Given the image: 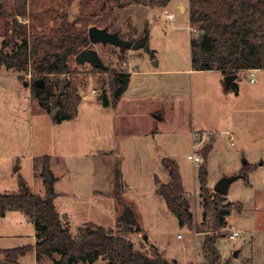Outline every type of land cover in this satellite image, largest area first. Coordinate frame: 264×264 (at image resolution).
<instances>
[{
    "label": "rangeland",
    "instance_id": "rangeland-1",
    "mask_svg": "<svg viewBox=\"0 0 264 264\" xmlns=\"http://www.w3.org/2000/svg\"><path fill=\"white\" fill-rule=\"evenodd\" d=\"M62 1L55 0L60 12H69L71 19L80 16L81 0H73L67 8ZM44 2L51 3V0H39L41 4ZM176 3L189 6V0H172L165 9L137 5L116 9L112 14L110 32L121 29V36L126 40L147 37L149 50L145 47L138 50L120 48L111 42L94 47L99 61L110 70L137 72L129 96L119 111L104 107L99 100L101 79L105 74L89 62L73 64L76 73L70 75V80L78 84L79 94L84 99L79 117L62 123L54 122V116L59 112L57 108L51 107L47 111L38 99L33 98L31 71L25 72L23 80H19L15 77L17 72L1 69L0 194L18 193L21 175L34 194L43 196L40 157L49 154L54 175L58 178L55 205L71 234L79 237L85 230L101 226L114 235H126L135 249L149 255L153 254L151 247L155 246L170 261L203 264L206 233L193 240L196 231L181 227L178 216L157 193L158 179L165 183V175L170 176L160 161L161 156H166L178 164L186 192L193 196L189 201L192 213L200 220L203 203L199 196L198 172L203 158L197 163L188 156L197 154L203 145L199 141L193 145L190 132L192 128H205L215 123L217 120H208L216 115L219 118L214 127L222 132L225 126L222 113L208 110L209 103L217 106V73L191 70L190 38L199 32L191 31L189 8L188 14H182L184 12L176 8ZM14 4L15 0H0V50L6 38V22L10 21L8 14ZM171 13L175 17L168 20L166 15ZM19 19L29 23L28 18L20 16ZM52 24L48 23L45 28L48 32ZM146 24L149 34H146ZM254 75L256 83L252 84L248 71L238 73L236 84H239L242 96L254 106H249L245 114H234L230 119L233 126L241 124L247 136L242 129L231 144L229 135L217 136L215 153L207 160V179L213 185L233 174L238 164L248 162L258 168L250 182L240 178L230 185V198L243 203L235 205L244 206L246 211L244 215L234 211L216 242L221 261L229 264H253L252 258L254 264H264V166L259 168L260 162L264 161V70ZM255 90L261 93L257 99L259 104L252 101V96L256 99ZM136 102L142 111H150L139 116V120L132 108ZM122 113L124 117H121ZM160 114L167 116L164 125H160ZM149 118H155L152 126L158 133L155 141L153 134L140 136V132L149 127ZM5 213L0 212V249L32 244L35 235L38 241V234L34 235L35 224L30 218L20 212ZM125 215L134 219L132 233L123 232ZM197 224L201 230H207L212 220L205 226ZM233 231L240 235L230 239ZM146 236L152 237L151 240L145 239ZM58 259V254L53 257L43 255L39 262L55 264ZM35 260L28 255L20 264H33ZM107 263V258L100 257L92 263L77 264Z\"/></svg>",
    "mask_w": 264,
    "mask_h": 264
},
{
    "label": "trees",
    "instance_id": "trees-1",
    "mask_svg": "<svg viewBox=\"0 0 264 264\" xmlns=\"http://www.w3.org/2000/svg\"><path fill=\"white\" fill-rule=\"evenodd\" d=\"M62 3L67 8L73 0ZM170 3L171 0H81L80 16L71 19L69 12H60L55 0L42 4L39 0H15L12 12L8 14L10 21L6 22V38L0 50V72L2 68L17 72L18 79L23 80L24 73L31 71L33 98L38 99L47 111L51 107L59 110L54 122L74 119L79 115L78 106L83 97L79 94L78 84L69 81L68 76L76 73L73 66L76 56L86 48L95 49L89 39L88 26L111 30L113 21L110 18L116 9L137 5L166 8ZM188 8L190 24L199 32L190 38L193 70H217L224 76L237 77L241 70H264V0H189ZM20 16L28 18L29 23L20 21ZM52 22L48 32L45 28ZM111 32L122 38L121 29ZM146 34H149L147 24ZM95 69L105 74L101 79L99 100L104 107L116 108L129 86V74L112 71L107 66ZM234 89L235 83L225 87L227 91ZM210 151L211 146L202 150L203 164L198 174L204 209L202 225L212 220L207 230H201L196 223L189 200L184 197L179 166L169 158H164L162 163L169 171L171 182L165 184L158 180L157 193L178 216L181 227L206 233L203 264H229L221 261L216 242L223 235L222 229L231 211L240 207L231 202L223 205L225 196L209 189L207 160ZM40 160L43 196L34 194L21 175L18 193L0 194V212L23 213L33 221L38 234L35 245L6 249V260L18 262L35 252L38 259L43 255H60L55 264L92 263L100 257L107 258V264H180L166 259L155 246L151 247L152 255L141 252L126 235H114L101 226L85 230L79 237L71 234L55 205L58 178L51 166L52 156L46 154ZM244 164L237 177L248 181L252 166L248 162ZM132 225L124 222V234L132 233Z\"/></svg>",
    "mask_w": 264,
    "mask_h": 264
},
{
    "label": "crops",
    "instance_id": "crops-1",
    "mask_svg": "<svg viewBox=\"0 0 264 264\" xmlns=\"http://www.w3.org/2000/svg\"><path fill=\"white\" fill-rule=\"evenodd\" d=\"M171 2H172V0H171ZM177 2H179V1H177ZM171 5V3L167 6V7H169ZM176 8L177 9H179L180 10V12L182 13V12H184V13H182V14H188V12H187V10H188V8H187V5L184 3V4H177L176 3ZM146 7V6H145ZM166 7V8H167ZM181 7H183L184 9H182ZM146 8H148V9H152V8H149V7H146ZM162 9H165V8H162ZM172 14H174V13H172ZM167 15H171V14H167ZM167 15H166V17H167ZM174 17H175V15H174ZM173 17V18H174ZM189 22H190V16H189ZM124 64H126L125 62H124ZM191 70L193 71V72H195L196 70H193L192 69V62H191ZM260 70H262V69H258V71H260ZM208 72H211V73H217V82L219 83L218 85H217V89L215 90V93H217V106H215V107H213L210 103L208 104V110H212L214 113H217V112H219L220 114L222 113V122L225 124V128L223 127L222 128V132H220L216 127H214L215 126V124H217V121H218V119L217 118H219V116L218 115H216L215 117H214V119H209L208 121H215V120H217L215 123H213V124H208L207 125V127H205V128H203V127H198L197 129H195V128H192V130H191V132H190V134L192 135V142H193V145H195V143L196 142H198L199 141V143L201 144V145H203V147L199 150V152H197V154H199L200 156L202 155V150L203 149H206V148H208L209 146H211V151L209 152V155L211 156V155H213L215 152V149H216V147H217V143L218 142H216V139H217V136H219V135H222V134H227V135H229V141H230V144H231V140H233V138L235 137V136H239L240 135V132L242 131V129H243V134L245 135V136H247V132H246V129L241 125V124H239L237 127L236 126H233L232 125V123H231V117L234 115V114H236L237 116H240V115H242V114H245V112H246V110H249L248 108H249V106H252V108H253V103L251 102L250 103V101H248V100H246V96H245V98H244V96H242V92H241V89H240V86H239V84H236V81H234V83H235V89L234 90H232V91H227V90H225V85H224V80H225V77L226 76H224L220 71H217V70H207ZM257 71V72H258ZM123 72H125V73H127V74H129V78H130V83H129V86H128V88H127V90L125 91V93L123 94V96H122V99L120 100V102H119V104L117 105V107L116 108H113V107H110V108H112L113 110H116V111H119V109H122V104H123V101L124 100H127V98H128V94H129V90L131 89V87H132V85H133V81H134V78H133V76L134 75H136V71H134V72H131V71H129V69H126V71H123ZM241 72H247V70H241L240 72H239V74L241 73ZM138 73L139 74H144V75H146V73H144V72H139L138 71ZM15 77L16 78H18L17 77V75H15ZM251 82V81H250ZM21 83V82H20ZM256 83V82H255ZM253 84V83H252ZM241 92V93H240ZM255 98L256 99H254L253 98V96H252V101L254 100V103L255 104H259L258 102H257V99L259 98V96L261 95V93L260 92H258V90H255ZM29 98V97H28ZM30 99V98H29ZM83 99H84V97H83ZM88 99H91V97H89ZM87 99V100H88ZM131 99V98H130ZM82 102H83V100H82ZM82 102L80 103V105L78 106V114H79V112H80V108H81V106H82ZM134 103V102H133ZM132 103V104H133ZM131 104V105H132ZM242 105H245V107H242L241 108V106ZM108 108V107H107ZM132 108H134L135 109V112L137 113V116H136V118H137V120H139L138 119V117L139 116H145V115H147V114H149L150 113V111H147V109L145 110V111H142L141 110V108H140V106H139V104L136 102L135 104H133L132 105ZM142 112V113H141ZM79 117V115L76 117V118H74V119H71V120H66V121H72V120H75V119H77ZM121 117H124V113H122V115H121ZM167 116H165L164 114H160L159 115V117H158V119H159V121H160V125H164V123L165 122H167V118H166ZM157 119V120H158ZM154 120H155V118H154ZM153 118H149V127L147 128V130L145 131V130H142L141 132H140V136L141 135H151V134H153V136L152 137H154V141L156 140V137L158 136V133L157 132H155V130L154 129H152V126H153ZM239 120H240V117H239ZM207 121V122H208ZM64 122V121H63ZM228 122V123H227ZM137 125H139L140 126V123H138L137 122ZM213 126V127H212ZM212 131H214V132H212ZM140 136L138 137V138H140ZM201 152V153H200ZM46 155V154H45ZM49 155V154H48ZM170 157H173V156H170ZM164 158H168V157H166V156H161L160 157V161L162 162V160L164 159ZM201 158H202V156H201ZM170 159V158H169ZM250 164V163H249ZM244 163L243 164H238L237 166H236V168H235V170L233 171L234 173L233 174H230L231 176H237V175H239L242 171H243V167H244ZM251 166H252V171L248 174V178H249V182H250V180H251V175L255 172V171H257L258 170V168H257V165H255V164H250ZM264 166V161H261L260 162V164H259V168L261 169V167H263ZM208 168H209V166H208ZM21 170V167L18 169V171L17 172H19ZM255 170V171H254ZM198 174H199V172H198ZM228 175V174H227ZM230 175H228L227 177H229ZM226 177V178H227ZM165 178H166V182H165V184H168V183H170L171 182V178H170V176H166L165 175ZM158 180H161V182H162V179H158ZM182 180V179H181ZM183 181V180H182ZM220 182V181H219ZM163 183V182H162ZM217 185V184H216ZM216 185H213V183L211 182V181H209V189H211V191L212 192H214V188H215V186ZM251 185V184H250ZM183 187H184V195L186 196V197H189V201H190V199H193V196H190V194H188L187 192H186V188H185V184H184V181H183ZM200 187H201V185L199 184V196L201 197V202L203 203V198H202V196H201V191H200ZM56 191L58 192L59 191V189L57 188V185H56ZM229 191H230V187L228 188V191H227V195L225 196V198H226V204L228 203V202H231V203H237V204H242V205H244L243 203H241V202H237V201H234V200H232L231 198H230V195H229ZM192 204H191V202H190V211H191V213H192V206H191ZM242 205H241V207H240V209L239 210H237V209H234V210H232L231 211V214L228 216V218L230 217V216H232L233 215V213H234V211H236V212H239L240 213V215H244L245 214V207L243 206L242 207ZM57 211H58V209H57ZM203 208H202V218L200 219V220H198V218L197 219H195L196 220V223H202L203 222V215H204V213H203ZM5 215H7L6 213H5ZM194 216H195V213H194ZM228 218H227V221H228ZM196 233V236H194L193 237V240H194V238L195 237H201L202 235H203V233H201V232H195ZM36 234V229H35V231H34V235ZM32 238H33V243L31 244V245H35L36 243H37V241H36V239H37V237H36V235L33 237L32 236ZM148 238L151 240V238L152 237H149L148 236ZM10 240H11V238H10ZM14 247H2L1 249H0V260H6V256H5V254H4V251H6V249H13ZM15 248H19V247H15ZM29 256L30 255H32L33 257H35V262H33V264H40V262H39V259H38V257H37V255H36V253L35 252H33V253H31V254H28ZM27 255V256H28ZM27 256H23L22 258H20L19 259V261H18V263H20V261L21 260H23L24 258L26 259V257ZM251 263H253L254 264V262H253V258L251 259Z\"/></svg>",
    "mask_w": 264,
    "mask_h": 264
},
{
    "label": "water",
    "instance_id": "water-1",
    "mask_svg": "<svg viewBox=\"0 0 264 264\" xmlns=\"http://www.w3.org/2000/svg\"><path fill=\"white\" fill-rule=\"evenodd\" d=\"M202 28H204V26H202ZM89 39H90L92 46H97L99 43H103V42H111L113 44L118 45L120 48L129 47V48H133L134 50H138L139 48L145 47L146 50L150 49V45L147 42V37L142 38V39H137V41H134L133 43H131L130 41L119 37L118 33L110 32L108 28L100 29L95 26L90 27ZM75 59H76V62H78L81 65L87 64V62H89L94 68H97V67L105 68L103 63L99 61L97 52L95 51V49H92V48H86V50L79 53ZM237 79L238 77L235 75L226 76L225 77V87L228 88ZM41 84L42 86H44V82H41ZM64 87H65V83L62 84V90ZM238 179L240 178H238L237 176H229L227 178L222 179L215 186L214 192L221 196H226L230 185ZM123 221L134 223V219L131 215H125ZM145 239H148V236H146ZM237 254L238 253H236L235 255ZM0 264H20V263L12 262L9 260H0Z\"/></svg>",
    "mask_w": 264,
    "mask_h": 264
},
{
    "label": "built area",
    "instance_id": "built-area-1",
    "mask_svg": "<svg viewBox=\"0 0 264 264\" xmlns=\"http://www.w3.org/2000/svg\"><path fill=\"white\" fill-rule=\"evenodd\" d=\"M173 17H174V14H172V13H171V15H167L168 20L173 19ZM191 31L194 32L195 34L198 33V29L195 27H192V26H191ZM93 47H95V46H93ZM248 72H249V75L251 76V80H250L251 83H255L256 82V78H255L256 75H254V74L257 72V70H248ZM68 80H70V76H68ZM92 93L95 94L96 90L93 89ZM188 158H189V160H191L193 162H197V163L201 162V160H202V158L199 154H193L192 156H188ZM239 235H240V233L238 231H233L229 235V238L234 239V238L238 237ZM178 237L181 238L182 236L179 235Z\"/></svg>",
    "mask_w": 264,
    "mask_h": 264
}]
</instances>
